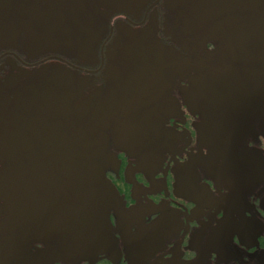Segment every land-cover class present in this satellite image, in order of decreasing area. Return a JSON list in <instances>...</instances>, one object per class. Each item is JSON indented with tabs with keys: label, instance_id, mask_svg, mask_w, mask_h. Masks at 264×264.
I'll use <instances>...</instances> for the list:
<instances>
[{
	"label": "flooded vegetation",
	"instance_id": "af4514ba",
	"mask_svg": "<svg viewBox=\"0 0 264 264\" xmlns=\"http://www.w3.org/2000/svg\"><path fill=\"white\" fill-rule=\"evenodd\" d=\"M0 264H264V0H0Z\"/></svg>",
	"mask_w": 264,
	"mask_h": 264
}]
</instances>
